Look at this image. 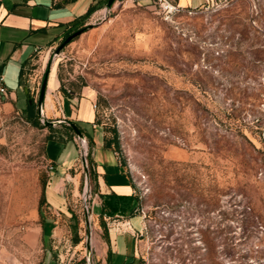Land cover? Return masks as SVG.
<instances>
[{"label":"rangeland","instance_id":"374dc122","mask_svg":"<svg viewBox=\"0 0 264 264\" xmlns=\"http://www.w3.org/2000/svg\"><path fill=\"white\" fill-rule=\"evenodd\" d=\"M106 2L90 1L98 7L69 42L74 31L53 38L49 65L64 90L92 95L97 123L117 138L144 221L133 264H264V0H202L170 16L153 0ZM41 63L35 56L21 75L36 105ZM7 101L0 98V264H38L45 246L64 264H103L81 141L72 138L78 156L61 174L59 206L40 204L53 172L45 144L68 138L66 129L28 122L24 92L20 108ZM51 219L59 236L43 238L39 224Z\"/></svg>","mask_w":264,"mask_h":264},{"label":"crops","instance_id":"0c3cea01","mask_svg":"<svg viewBox=\"0 0 264 264\" xmlns=\"http://www.w3.org/2000/svg\"><path fill=\"white\" fill-rule=\"evenodd\" d=\"M90 1L75 0L56 4L55 0H0V76L6 90L3 99H8L7 104L18 107L20 93L24 92L27 101L30 100L20 70L23 72L25 66L35 56H39L41 67H45L44 74L47 72L43 116L51 120H71L93 142L90 153L95 174L92 205L96 211L93 216L99 219L102 203L105 204L103 218L109 240V245L105 241L102 249L103 264H106L108 247L111 249V264H126L132 260L135 237L144 224L138 201L131 197L136 195L134 183L122 166L117 152L104 146L105 132L96 121L92 95L83 89L68 96L62 94L59 90L57 65H49L50 42L63 32L62 24L72 21L87 10ZM177 1L182 7H194L202 2L200 0L193 4L192 0ZM56 149L58 153H55ZM45 156L53 166L45 195L55 208L62 198L61 174L75 163L78 152L72 139L64 142L50 139L45 144ZM134 218L138 220L134 221ZM38 229L43 238L59 236L60 230L54 219L44 220ZM72 246L76 245L72 243ZM57 251L45 246L44 258L38 264H64L60 259L61 253Z\"/></svg>","mask_w":264,"mask_h":264},{"label":"trees","instance_id":"16d2710c","mask_svg":"<svg viewBox=\"0 0 264 264\" xmlns=\"http://www.w3.org/2000/svg\"><path fill=\"white\" fill-rule=\"evenodd\" d=\"M71 1H75V0H64L63 3H68ZM97 7L98 6L90 5L83 14L79 15L78 17H76L75 19H73L72 21H70L66 24H62V26L64 27L63 32L66 35H68L71 32H73L74 30H76V28H78V26L80 24H82ZM81 28L84 29V27H81ZM21 73H22V70H20V76H21ZM59 90L62 92V94L67 95V96L72 94L71 92H67L66 90H64V88H62V86H60ZM22 109L26 115V120L28 122H30L34 126L41 125L39 116L37 114V105L33 100H31V99L28 100L26 105ZM61 125L64 126V128L66 129L65 133L67 134L68 138H66L64 134H60L57 137L56 136H50V137H48L47 140L56 139V140L64 142L65 140L72 139L73 137H75L74 130L71 128V126L64 124V123H62ZM77 127L81 130L82 133H84L83 130L79 126H77ZM84 136H86V143H87L86 160L88 163L89 178H90V180H92L94 182L95 174L93 171V166H92V161H91V156H90L91 147H92L93 142H92L91 138H89L86 134H84ZM104 146L107 148H111L112 150L116 151V148L118 147V141H117L116 136L114 135L112 137H108L106 132H105ZM46 186H47V182L45 181L43 188H42V198L40 199V204H42L43 202L49 204V202L46 198V195H45ZM131 197H133L134 199H136L138 201L137 195H134ZM105 207H106L105 204L102 203L101 214L99 215V224H100L102 231H103V237L109 245V240L107 238L106 222L103 218V212L105 210ZM71 218L74 220V222L72 224L73 225L72 226L73 227L72 228V231H73L72 232L73 233L72 243L74 245H76L80 241V237L77 235L76 223H75L76 218H75V216H71ZM110 258H111V249H110V247H108L107 256H106V264H111ZM134 261H135V259L132 258V260L127 262L126 264H133Z\"/></svg>","mask_w":264,"mask_h":264},{"label":"water","instance_id":"95a60500","mask_svg":"<svg viewBox=\"0 0 264 264\" xmlns=\"http://www.w3.org/2000/svg\"><path fill=\"white\" fill-rule=\"evenodd\" d=\"M114 2V0H107L106 2V8L109 9L111 7V4ZM82 32V30H77L74 31L73 33H71L70 35H68L65 39V43L69 42L73 37L79 35ZM46 81H47V72H45L43 79H42V83L39 89V94H38V100H37V113L39 118L44 120V124L45 125H56L59 123H66L67 125L71 126V128L74 130V133L76 134L77 138L80 141H85V137L83 135V133L81 132V130L76 126L75 123H73L71 120L69 119H65L63 121L60 120H46V118L43 116V110H42V104H43V100H44V95H45V90H46ZM82 164L84 167V172H85V177H86V189H89V184H88V168L86 165V157L84 152L82 151ZM84 220L86 223V226L89 228V214H88V209L85 207V212H84ZM88 238V237H87ZM86 249L87 252L90 249L89 244H86Z\"/></svg>","mask_w":264,"mask_h":264},{"label":"built area","instance_id":"2783aa9c","mask_svg":"<svg viewBox=\"0 0 264 264\" xmlns=\"http://www.w3.org/2000/svg\"><path fill=\"white\" fill-rule=\"evenodd\" d=\"M155 4L158 5L159 8L168 16L177 13L182 9V7L178 4L177 0H153ZM2 76H0V98H4L6 95V90L5 87L2 84ZM69 92V90H67ZM96 108V105H95ZM83 148H84V154L86 155L87 153V148H86V140L81 141ZM49 168L52 169L53 166L49 165Z\"/></svg>","mask_w":264,"mask_h":264}]
</instances>
